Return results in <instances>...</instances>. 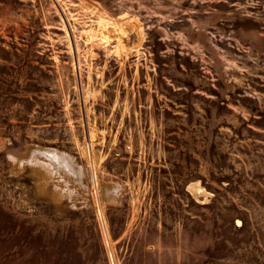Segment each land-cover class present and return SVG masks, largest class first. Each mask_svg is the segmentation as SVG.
<instances>
[{"label": "rangeland", "instance_id": "374dc122", "mask_svg": "<svg viewBox=\"0 0 264 264\" xmlns=\"http://www.w3.org/2000/svg\"><path fill=\"white\" fill-rule=\"evenodd\" d=\"M0 264H264V0H0Z\"/></svg>", "mask_w": 264, "mask_h": 264}, {"label": "bare ground", "instance_id": "6f19581e", "mask_svg": "<svg viewBox=\"0 0 264 264\" xmlns=\"http://www.w3.org/2000/svg\"><path fill=\"white\" fill-rule=\"evenodd\" d=\"M57 161H58V164H59V167L62 169V170H65L66 171V173H71V170L69 169V167L67 166V165H64V162H63V160L62 161H60V159L62 158V157H60L59 155L57 156ZM55 160H56V158H55ZM72 168V167H71ZM76 170V169H75ZM76 174V176H80L79 175V173H75Z\"/></svg>", "mask_w": 264, "mask_h": 264}]
</instances>
